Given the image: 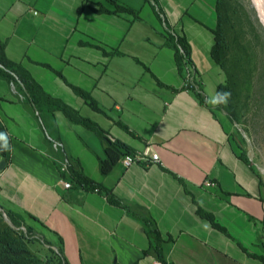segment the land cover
Instances as JSON below:
<instances>
[{
  "label": "crops",
  "instance_id": "1",
  "mask_svg": "<svg viewBox=\"0 0 264 264\" xmlns=\"http://www.w3.org/2000/svg\"><path fill=\"white\" fill-rule=\"evenodd\" d=\"M115 1L130 11L104 0H0V50L47 95L134 154L156 151L159 161L125 167L120 160L102 175L107 139L52 104L36 107L22 84L0 77V116L12 138V158L0 169V207L37 219L66 264H162L148 252L141 218L102 192L65 187L66 155L173 238L163 245L169 262L264 264L261 176L240 158L229 119L209 102L226 80L212 55L218 0ZM169 34L186 38L203 101L186 88V65L180 71Z\"/></svg>",
  "mask_w": 264,
  "mask_h": 264
},
{
  "label": "rangeland",
  "instance_id": "2",
  "mask_svg": "<svg viewBox=\"0 0 264 264\" xmlns=\"http://www.w3.org/2000/svg\"><path fill=\"white\" fill-rule=\"evenodd\" d=\"M219 2L225 49L222 67L234 108L216 107L229 119L231 140L255 167L264 189V19L251 0ZM7 235L18 248H27L39 264L64 262L54 236L37 219L0 207V237Z\"/></svg>",
  "mask_w": 264,
  "mask_h": 264
},
{
  "label": "trees",
  "instance_id": "3",
  "mask_svg": "<svg viewBox=\"0 0 264 264\" xmlns=\"http://www.w3.org/2000/svg\"><path fill=\"white\" fill-rule=\"evenodd\" d=\"M112 4L115 8V11L117 12H123V11H130L127 9L126 6L118 4L115 0H104ZM104 12H109L104 8V6L101 7ZM218 27L215 31L216 34V41L214 43L213 49H212V55L219 66V68L223 71V58L225 57V49L223 45V36L221 31V19L222 15L220 12V2L218 0ZM168 43L171 45L172 48H174L176 52V60L177 65L180 69V71H183L185 65H189L193 63L191 58V49L188 45L186 38L184 37H175L171 34L168 35ZM180 47L183 49V53L180 51ZM224 73V72H223ZM225 74V73H224ZM0 77L11 79V81L19 82L22 84V89L25 91V94L28 95V97L33 101V104L36 107H39L42 103H48L55 106L56 109H60L63 111V113L73 122H76L77 124L84 125L86 128L94 131L97 135L100 136L102 139L109 138L110 135L101 129L100 125L96 123L95 121L82 117L78 114L77 111L73 110L69 106H67L65 103H63L60 100H56L55 98H52L51 96L47 95L41 87L34 82V79L31 77V75L22 70L20 65H17L13 63L11 60H9L6 57L4 48L0 50ZM229 83H223L220 86L217 87V92H223L228 91L232 94V91L230 89ZM75 91L83 97L95 110H100L98 107V103L92 99V97L81 90H78V88H74ZM192 92L197 96L198 99L203 101V98L200 93L195 92L193 89H191ZM228 107V109H233V99L230 97L229 102L227 105H224ZM232 113H234L233 110H231ZM0 134H4L7 138V142L9 144V149L4 150L2 147L3 141H0V157L6 161L10 162L12 158V138L9 135L6 127L4 126V123L0 116ZM134 150L130 148L128 145L122 143L120 140H112L110 142L105 150L106 157L105 159L100 160V170L102 175H108L111 173L116 165L119 163L120 160L125 155L131 154L133 155ZM240 158L246 162H249L245 157H243L241 154L239 155ZM69 177L73 184H75L77 187L84 188L86 190H98L99 192H102L106 195L107 200L109 203L120 206L121 208H124L128 210L130 213H133L134 215L138 216L142 219V222L145 226L146 232L150 238V245L148 252H151L155 255V257L162 263V264H174L168 261L165 250H164V244L165 243H171L173 242V238L170 237L168 240H165L160 229L158 228L156 222L153 218L149 216H142L139 214H136L133 212L130 207L123 202L120 201L119 198L116 197V195L113 193L112 190H109L102 185L98 184V182H95L88 177H86L83 174V170L79 162L76 160H72V164L70 167ZM199 214L207 219L210 220V223L212 226L222 232H226V229L222 226H220L215 218L210 215V213H206L203 210L199 209ZM60 252H61V248ZM62 255V252H61ZM64 262L63 264H66V261L64 257L62 256ZM39 259H36L31 255V253L27 250V248L22 247L18 248V243L15 239L9 237L7 235L4 237H0V264H39Z\"/></svg>",
  "mask_w": 264,
  "mask_h": 264
},
{
  "label": "built area",
  "instance_id": "4",
  "mask_svg": "<svg viewBox=\"0 0 264 264\" xmlns=\"http://www.w3.org/2000/svg\"><path fill=\"white\" fill-rule=\"evenodd\" d=\"M180 51L183 53V49L181 47H180ZM185 79H186V83H187L185 85L186 88H188L190 90L193 89L195 92L201 94V90H200V88H198V84L195 81L194 69H193L191 64L186 65ZM63 146H64V144L62 142H55L56 148L61 149ZM121 161L125 167H129L132 164L137 163V162H142L145 165H150L152 163L158 162L159 158H158V154L156 153V151L147 150V152L141 153V154L125 155ZM71 164H72V159L66 155L63 156V158L60 161V170H61L62 175L63 174H69ZM205 184L207 186H211V187L215 186V184L213 182H211V180H206ZM64 185L66 188H70V187H72L73 183H72V181L64 180Z\"/></svg>",
  "mask_w": 264,
  "mask_h": 264
},
{
  "label": "clouds",
  "instance_id": "5",
  "mask_svg": "<svg viewBox=\"0 0 264 264\" xmlns=\"http://www.w3.org/2000/svg\"><path fill=\"white\" fill-rule=\"evenodd\" d=\"M231 97V93L228 91H223V92H217L214 97L210 99V103L214 106L218 105H227ZM0 141H3L2 147L4 150L9 149V144L7 142V138L4 134H0Z\"/></svg>",
  "mask_w": 264,
  "mask_h": 264
},
{
  "label": "bare ground",
  "instance_id": "6",
  "mask_svg": "<svg viewBox=\"0 0 264 264\" xmlns=\"http://www.w3.org/2000/svg\"><path fill=\"white\" fill-rule=\"evenodd\" d=\"M251 2L264 19V0H251Z\"/></svg>",
  "mask_w": 264,
  "mask_h": 264
},
{
  "label": "water",
  "instance_id": "7",
  "mask_svg": "<svg viewBox=\"0 0 264 264\" xmlns=\"http://www.w3.org/2000/svg\"><path fill=\"white\" fill-rule=\"evenodd\" d=\"M106 139L108 140L109 143L112 142V139L110 137ZM6 164H7L6 161L2 160L0 162V169H3L6 166Z\"/></svg>",
  "mask_w": 264,
  "mask_h": 264
}]
</instances>
